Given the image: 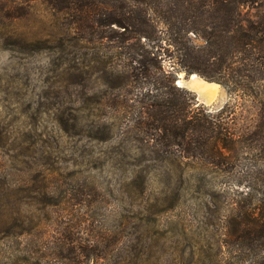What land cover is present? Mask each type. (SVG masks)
I'll use <instances>...</instances> for the list:
<instances>
[{
  "label": "rangeland",
  "instance_id": "rangeland-1",
  "mask_svg": "<svg viewBox=\"0 0 264 264\" xmlns=\"http://www.w3.org/2000/svg\"><path fill=\"white\" fill-rule=\"evenodd\" d=\"M70 19L49 0H0V264H260L264 247L235 244L231 221L260 217L264 157L226 184L180 175L125 134L106 106L100 34L81 40ZM192 75L177 85L197 102L237 98L198 75L218 87L201 100ZM237 101L239 126L254 124L255 104Z\"/></svg>",
  "mask_w": 264,
  "mask_h": 264
},
{
  "label": "trees",
  "instance_id": "trees-1",
  "mask_svg": "<svg viewBox=\"0 0 264 264\" xmlns=\"http://www.w3.org/2000/svg\"><path fill=\"white\" fill-rule=\"evenodd\" d=\"M49 2L71 16L81 40L100 34L107 108L120 114L125 134L151 142V151L176 163L180 175L211 173L226 184L236 180L243 159L264 157V0ZM180 72L251 100L254 124L239 126L237 98L221 108L197 102L177 85ZM262 197L252 206L260 217L248 211L232 219L235 244L264 247V190Z\"/></svg>",
  "mask_w": 264,
  "mask_h": 264
},
{
  "label": "bare ground",
  "instance_id": "bare-ground-1",
  "mask_svg": "<svg viewBox=\"0 0 264 264\" xmlns=\"http://www.w3.org/2000/svg\"><path fill=\"white\" fill-rule=\"evenodd\" d=\"M179 85H182V81H178ZM186 86L195 90L199 94V98L203 101H211L218 93V87L216 83H210L204 81L198 75L193 74L189 82H185Z\"/></svg>",
  "mask_w": 264,
  "mask_h": 264
},
{
  "label": "water",
  "instance_id": "water-1",
  "mask_svg": "<svg viewBox=\"0 0 264 264\" xmlns=\"http://www.w3.org/2000/svg\"><path fill=\"white\" fill-rule=\"evenodd\" d=\"M187 82H189V81H187ZM178 85H179V84H178ZM181 87H184V85H183V86L181 85Z\"/></svg>",
  "mask_w": 264,
  "mask_h": 264
}]
</instances>
